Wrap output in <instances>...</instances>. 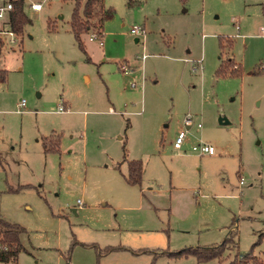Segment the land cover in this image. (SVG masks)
I'll use <instances>...</instances> for the list:
<instances>
[{"label": "rangeland", "instance_id": "obj_1", "mask_svg": "<svg viewBox=\"0 0 264 264\" xmlns=\"http://www.w3.org/2000/svg\"><path fill=\"white\" fill-rule=\"evenodd\" d=\"M29 1V23L0 47V217L24 228L0 264H218L140 250L217 244L230 228L238 253L262 256L264 0H102L101 43L81 34L84 52L74 0ZM227 56L239 73L216 75ZM187 112L200 127L176 149Z\"/></svg>", "mask_w": 264, "mask_h": 264}, {"label": "trees", "instance_id": "obj_2", "mask_svg": "<svg viewBox=\"0 0 264 264\" xmlns=\"http://www.w3.org/2000/svg\"><path fill=\"white\" fill-rule=\"evenodd\" d=\"M24 0H14L11 11L10 24L16 35L22 32L23 27L29 23V18L23 10ZM261 10L264 14V3L261 4ZM109 8H104L102 0H74L70 13L68 30L73 35L78 48L84 52L80 35L83 33L93 34L96 37L102 35V24L105 16L110 12ZM3 43L0 41V47ZM219 49L230 48L231 40L229 38L220 37L218 39ZM240 71V65L231 57L227 56L221 59L217 68L216 75H232ZM0 76H4V71L0 70ZM51 137H48V142ZM57 139L52 140V146L44 145L46 150H55ZM142 172L141 162L137 159L127 161V173L125 180L130 184L139 183ZM24 228L16 223L9 222L0 217V263L15 262L17 253L22 249L19 241V235ZM236 234L232 228L228 230L223 239L217 243L208 246H189L168 250H148L142 249L140 252H149L152 254V260L159 255H165L170 258H177L186 255H192L196 262H205L216 259L218 264H264V254L258 256L252 253V248L247 252L240 254L236 251ZM114 249H122L116 246H105L102 253ZM230 251H234L230 254ZM101 252V251H100Z\"/></svg>", "mask_w": 264, "mask_h": 264}, {"label": "built area", "instance_id": "obj_3", "mask_svg": "<svg viewBox=\"0 0 264 264\" xmlns=\"http://www.w3.org/2000/svg\"><path fill=\"white\" fill-rule=\"evenodd\" d=\"M14 0H0V41L3 44H13L16 42V34L11 28L10 17L11 11L13 8ZM27 7L30 11H38L41 9L40 1L30 0L27 4ZM261 32L264 31V26H261L259 29ZM129 33L132 35H140L143 33L142 29L137 26H131L129 29ZM88 39H95L100 44V40L93 34L89 35ZM118 69L122 72H128V67L125 63H119ZM24 100L20 99L16 104V111L21 112L23 110ZM64 107L59 106L57 111H63ZM182 129L178 130L172 145L174 148L179 149L183 139L186 135L187 128L193 125L196 128L200 127V122L195 119V117L190 113H185L181 120ZM191 149L197 151L198 154H206L211 155L214 153L213 146L207 143H197L196 145H192ZM241 183V180H239Z\"/></svg>", "mask_w": 264, "mask_h": 264}, {"label": "water", "instance_id": "obj_4", "mask_svg": "<svg viewBox=\"0 0 264 264\" xmlns=\"http://www.w3.org/2000/svg\"><path fill=\"white\" fill-rule=\"evenodd\" d=\"M219 122H226V120L224 118H219Z\"/></svg>", "mask_w": 264, "mask_h": 264}, {"label": "crops", "instance_id": "obj_5", "mask_svg": "<svg viewBox=\"0 0 264 264\" xmlns=\"http://www.w3.org/2000/svg\"><path fill=\"white\" fill-rule=\"evenodd\" d=\"M102 36V35H101ZM100 39H101V37H100ZM72 210L74 211V209L72 208ZM121 246H123L124 247V249H129L130 250V248L128 247H125L124 245H121ZM133 253V252H132Z\"/></svg>", "mask_w": 264, "mask_h": 264}]
</instances>
